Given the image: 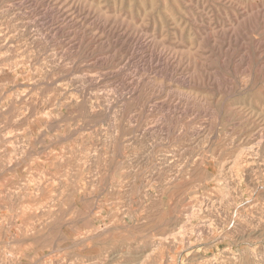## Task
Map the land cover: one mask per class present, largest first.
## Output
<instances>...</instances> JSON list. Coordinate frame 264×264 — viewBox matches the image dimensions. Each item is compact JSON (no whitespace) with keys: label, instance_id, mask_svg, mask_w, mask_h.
Wrapping results in <instances>:
<instances>
[{"label":"rangeland","instance_id":"obj_1","mask_svg":"<svg viewBox=\"0 0 264 264\" xmlns=\"http://www.w3.org/2000/svg\"><path fill=\"white\" fill-rule=\"evenodd\" d=\"M0 264H264V0H0Z\"/></svg>","mask_w":264,"mask_h":264},{"label":"bare ground","instance_id":"obj_2","mask_svg":"<svg viewBox=\"0 0 264 264\" xmlns=\"http://www.w3.org/2000/svg\"><path fill=\"white\" fill-rule=\"evenodd\" d=\"M134 74V73H133ZM93 77V76H92ZM250 149V148H249ZM251 150L252 149H250V152H251ZM253 151V150H252ZM256 152V151H255ZM257 154V153H256ZM233 164H234V162H233ZM231 165L229 168H231L232 166L234 167V165ZM232 167V168H233ZM228 170V169H227ZM229 170H232V169H229ZM233 171V170H232ZM227 185L225 184V187H226ZM227 188V187H226ZM229 189V188H228ZM38 190V189H37ZM226 192V191H225ZM230 192V191H229ZM228 194V193H227ZM228 196H229V194H228ZM227 197V196H226ZM225 197V198H226ZM228 198V197H227ZM226 198V199H227ZM222 199V198H221ZM221 199L219 200L220 201V203L222 202L221 201ZM210 200V199H209ZM216 200V199H215ZM231 200V199H230ZM208 201V200H207ZM209 202V201H208ZM207 202V203H208ZM216 203H217V201H216ZM219 202H218V204L219 205H221ZM204 204V203H203ZM203 204H201V205H198V206H195V207H193V208H191V211H190V213L186 216V218H185V221H184V223H182V225L178 228V231H177V233H173L172 235H171V237L172 236H174V235H176L175 237H178V236H181V235H183L185 232H186V228H188L187 227V225L189 224V223H191L192 222V218H194L196 215H198L197 216V219H199L200 217H199V215L200 214H203L204 212H207V211H210L211 209L212 210H215V209H218L219 210V208L218 207H220V206H217L216 208L214 207L215 206V203H214V201L213 202H211V204L209 205V206H205V208L202 206ZM206 204V203H205ZM207 205V204H206ZM227 205V204H226ZM221 207H222V205H221ZM220 210H221V208H220ZM218 212H221V211H218ZM219 215V214H218ZM217 215V216H218ZM217 221H218V219H213L210 223H205V221H202L203 222V224H200V225H196V228H197V231L200 233V235L201 236H203L202 234L204 233V232H206V231H212V232H214V227H215V225H217ZM260 221V220H259ZM197 223V222H196ZM190 227V226H189ZM222 230V229H221ZM189 233V232H188ZM216 233V232H215ZM187 234V233H186ZM195 235V234H194ZM197 235V234H196ZM168 236V235H167ZM157 237V239H156V243H157V246L158 245H160L162 242H164V241H166L167 239H170L169 238V236L168 237ZM199 236V235H198ZM197 236V237H198ZM200 236V237H201ZM205 236V235H204ZM184 237H186L185 236V234H184ZM182 238V237H181ZM199 238V237H198ZM197 238V239H198ZM155 239V238H154ZM173 239V238H172ZM183 239H185V238H183ZM188 239V238H187ZM182 242V241H181ZM185 244V243H184ZM188 244V243H187ZM229 245V244H228ZM155 252V251H154ZM157 252V251H156ZM230 253V252H229ZM149 255V254H148ZM150 257V256H149ZM148 257V258H149ZM148 258H147V260H148ZM207 261V260H206ZM242 261V260H241Z\"/></svg>","mask_w":264,"mask_h":264}]
</instances>
